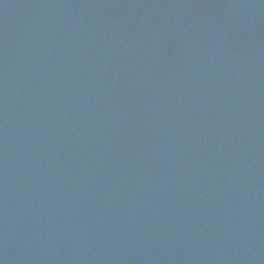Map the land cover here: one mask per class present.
Instances as JSON below:
<instances>
[{
  "label": "water",
  "instance_id": "water-1",
  "mask_svg": "<svg viewBox=\"0 0 264 264\" xmlns=\"http://www.w3.org/2000/svg\"><path fill=\"white\" fill-rule=\"evenodd\" d=\"M0 264H264V0H0Z\"/></svg>",
  "mask_w": 264,
  "mask_h": 264
}]
</instances>
